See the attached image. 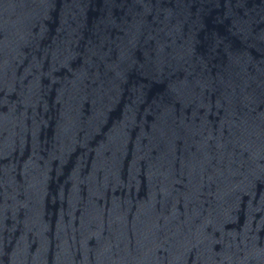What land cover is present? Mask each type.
Masks as SVG:
<instances>
[{
    "label": "water",
    "instance_id": "water-1",
    "mask_svg": "<svg viewBox=\"0 0 264 264\" xmlns=\"http://www.w3.org/2000/svg\"><path fill=\"white\" fill-rule=\"evenodd\" d=\"M0 264H264V0H0Z\"/></svg>",
    "mask_w": 264,
    "mask_h": 264
}]
</instances>
